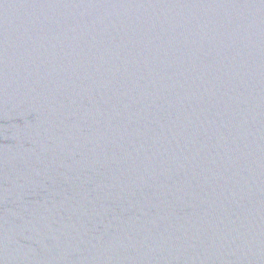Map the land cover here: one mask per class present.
Masks as SVG:
<instances>
[{
  "label": "water",
  "instance_id": "water-1",
  "mask_svg": "<svg viewBox=\"0 0 264 264\" xmlns=\"http://www.w3.org/2000/svg\"><path fill=\"white\" fill-rule=\"evenodd\" d=\"M0 264H264V0H0Z\"/></svg>",
  "mask_w": 264,
  "mask_h": 264
}]
</instances>
